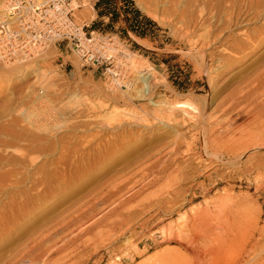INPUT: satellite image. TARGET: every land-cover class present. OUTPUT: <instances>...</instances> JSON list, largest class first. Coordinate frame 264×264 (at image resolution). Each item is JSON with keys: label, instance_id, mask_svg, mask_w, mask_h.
Here are the masks:
<instances>
[{"label": "rangeland", "instance_id": "rangeland-1", "mask_svg": "<svg viewBox=\"0 0 264 264\" xmlns=\"http://www.w3.org/2000/svg\"><path fill=\"white\" fill-rule=\"evenodd\" d=\"M93 2L78 19L92 20L90 30L110 33L128 53L120 83L60 45L31 61L0 63L1 215L14 206L0 216L12 224L0 223V264H191V246L213 250V236L232 237L227 226L264 246V0H132L139 23L120 1L109 8L113 23L100 19ZM129 26L141 33L129 35ZM130 57L153 68L150 99L133 98L147 71L137 73ZM40 65L60 76L54 89L36 84ZM24 69L34 72L21 77ZM127 84L131 99L122 95ZM98 99L107 106L91 107ZM164 99L200 109L170 107V125L138 120ZM36 238L46 242L33 251Z\"/></svg>", "mask_w": 264, "mask_h": 264}, {"label": "built area", "instance_id": "built-area-1", "mask_svg": "<svg viewBox=\"0 0 264 264\" xmlns=\"http://www.w3.org/2000/svg\"><path fill=\"white\" fill-rule=\"evenodd\" d=\"M94 5L93 0H7V16L0 19V59L9 61L22 52L33 59L60 45L67 56L78 57L82 67L99 69L108 79L119 69L127 73L111 51L119 49L113 36L90 30L92 20L77 18L79 10ZM64 63L72 65L70 60Z\"/></svg>", "mask_w": 264, "mask_h": 264}, {"label": "bare ground", "instance_id": "bare-ground-1", "mask_svg": "<svg viewBox=\"0 0 264 264\" xmlns=\"http://www.w3.org/2000/svg\"><path fill=\"white\" fill-rule=\"evenodd\" d=\"M33 1H35V2H43V0H33ZM90 7V6H89ZM92 8V7H91ZM84 9V8H83ZM83 9H81V10H83ZM94 9V8H93ZM6 11H8V7H7V0H0V19L1 18H4L5 16H7V13H6ZM79 12H80V10L77 12V18H78V16H80V14H79ZM154 15V14H153ZM156 17H158L157 15H155ZM155 18V17H154ZM156 19V18H155ZM79 20V19H78ZM159 20V19H158ZM108 42V41H107ZM57 48V47H56ZM118 48H119V46H118ZM239 49H240V47H239ZM113 50H115V53H116V58H117V63H122L123 65V67L122 68H126V70H127V67H126V65H127V63H130V62H127L126 63V61H125V59H126V56L128 55V53H126V50L125 49H121V48H119V49H112L111 51H113ZM251 50V49H250ZM121 52H124L123 53V55H122V57H121ZM219 54V53H218ZM42 56H44V55H42ZM42 56H39V57H36V58H41ZM63 56H65V55H63ZM204 56V58H202V69H204L205 70V68H206V64H207V55L205 54V55H203ZM29 56L28 55H24V53L22 52V54H19L18 56H17V54H16V58H14V59H12V60H9V61H6V60H1L0 59V63H2V64H16V63H21V62H27V61H31V60H33V59H35V58H28ZM213 57H214V55H213ZM212 57V58H213ZM75 58V57H74ZM78 60H80L78 57H76ZM223 59V58H222ZM222 59H220V60H222ZM130 60H131V68L132 67H134L135 68V71H137V73H141V72H143V71H147V72H143L142 74H140V76L139 77H141L142 78V82L144 83L143 84V88H141V90H140V93H138L139 91H138V89H137V93L139 94V95H137V93L135 94V97H133L134 95H133V93H131V91H132V89H134V87H132L131 88V85H126L127 86V90H123L124 91V93L122 94V95H125L128 99H131L132 97L133 98H136V97H140L141 99H150V95L152 94V87H151V82H152V77H153V75H154V71H153V68L152 67H150V65H146V66H144L143 64H140L134 57H130ZM81 61V60H80ZM127 61H129V60H127ZM215 61V60H214ZM229 64V63H228ZM227 64V65H228ZM82 65V64H81ZM226 65V66H227ZM231 65V63L228 65V66H230ZM217 66V65H216ZM39 67V66H38ZM37 68V67H36ZM215 68V67H214ZM38 69V68H37ZM46 69V68H45ZM43 69V67L41 68V65H40V69H38V70H36V76L38 77L37 79H36V84H38V86H40V87H42L43 89H54L55 88V86H56V82H55V80L56 79H58L60 76L58 75V73L56 72V71H49L48 69ZM211 69V68H210ZM48 70V71H47ZM217 70V69H216ZM34 71H33V69H24L23 70V72H22V74H19L21 77H23L24 75H28V74H31V73H33ZM136 73V74H137ZM126 72L125 71H121V73H120V69L118 70V71H116V73L114 74V77L112 78V80H114V81H116V82H118V83H120V81L126 76ZM120 75V76H119ZM20 77V78H21ZM25 77V76H24ZM154 78V77H153ZM213 78V77H212ZM212 78H210V81H212ZM153 83V82H152ZM125 84V83H124ZM154 84H155V82H154ZM113 85V84H112ZM121 85V84H120ZM119 86V85H118ZM211 87V86H210ZM156 88V87H155ZM43 89H41V90H39V93H43V92H41V91H43ZM116 90V89H115ZM118 90V89H117ZM153 92H154V90H153ZM113 95V94H112ZM120 95V94H119ZM246 95V94H245ZM147 96H150V97H147ZM115 98H116V96H115ZM114 98V99H115ZM89 99V98H88ZM87 99V100H88ZM97 99V98H96ZM92 102H91V107H93L94 109H101V108H104V107H106L107 106V102H105V100H102V99H98L97 100V102L96 101H94L93 102V100H91ZM162 101V100H161ZM209 102H210V100H209V98H204V106L205 107H208V105H209ZM88 103H90V102H88ZM107 103V104H106ZM109 103H111V102H109ZM195 103H196V101H195ZM193 101H191V100H189V99H176V100H169V99H164L162 102H161V104H159L158 103V105H160V107H162V108H158V106L156 105L157 104V102H153L152 104L153 105H156V107H155V109H154V111L153 112H151V114H148V113H146L145 112V114L144 115H140L138 118V120H140V122H142V123H144L145 125H151L153 122H160V123H167L168 124V122L170 123V121L172 122V120H174L175 118H173V115L175 114V110L173 111V110H169V108L170 107H172V108H183V110H184V112L185 113H191L190 111L191 110H197V109H200L196 104H195ZM165 106V107H164ZM86 107V106H85ZM110 107H113V111L114 110H116V108H117V106L114 104V105H109V108ZM167 109V110H166ZM171 109V108H170ZM190 110V111H189ZM23 112V111H22ZM52 112V111H51ZM195 113V112H194ZM111 114V113H110ZM184 114V113H183ZM193 114V113H192ZM148 115H150L149 117H144V116H148ZM26 117L28 116L29 117V119L32 117H30V113L28 112L27 113V115H25ZM36 116V115H35ZM135 116V115H134ZM179 116V115H178ZM184 116V115H183ZM188 117V116H187ZM193 117V116H192ZM192 117H190L189 119H191ZM33 118V117H32ZM118 118V117H117ZM177 118V117H176ZM193 119V118H192ZM201 119V118H200ZM176 120V119H175ZM183 120H184V118H183ZM207 120V119H206ZM35 121V120H34ZM112 121V120H111ZM117 121V120H116ZM33 122V121H32ZM185 122V121H184ZM35 123H37L36 121H35ZM60 123H62V122H60ZM60 123H58V125H55L54 126V128H61V127H59V124ZM64 123V122H63ZM179 123V122H178ZM217 123V122H216ZM55 124H56V122H55ZM113 124V123H112ZM155 124V123H154ZM159 124V123H158ZM187 124V123H186ZM189 124V123H188ZM168 125H170V124H168ZM174 125V124H173ZM45 126V125H44ZM63 126V125H62ZM204 126V127H203ZM202 127L204 128V132H205V134L208 132V126H207V124H206V122L204 123V120L202 121ZM182 128V127H181ZM44 129H45V127H44ZM59 130V129H58ZM176 130V129H175ZM186 133V132H185ZM196 133V132H195ZM209 133V132H208ZM207 133V134H208ZM259 133V132H258ZM172 134H175V133H172ZM192 134H194V133H192ZM261 134V133H260ZM6 135V134H5ZM178 135V134H177ZM247 135V134H246ZM129 136V135H128ZM252 136V135H251ZM254 136V135H253ZM264 136V135H263ZM124 137V136H123ZM191 137V136H190ZM208 137V136H207ZM260 137V136H259ZM261 137H262V135H261ZM17 138V137H16ZM196 138V137H195ZM238 138V137H237ZM245 138V137H244ZM248 138V137H247ZM255 138V137H254ZM257 138V137H256ZM14 139V138H13ZM110 139V138H109ZM184 139V138H183ZM210 139V138H209ZM257 139H259V138H257ZM254 139L253 138H250V139H247L245 142H252ZM210 141V140H209ZM217 141H219V140H217ZM232 141V140H231ZM256 141H258V140H256ZM262 141V140H261ZM7 142H9V141H7ZM133 142V141H132ZM220 142V141H219ZM221 142H223V140L221 141ZM229 142V141H228ZM233 142V141H232ZM238 142V145H240L241 144V141L239 142V141H237ZM243 142V141H242ZM255 142V141H254ZM113 143V142H112ZM111 143V144H112ZM211 144V143H210ZM230 144V143H229ZM117 145V144H116ZM189 145H191V144H189ZM188 145V146H189ZM225 145H227V144H225ZM234 145H236V144H234ZM237 145V146H238ZM110 146V145H109ZM232 145H230L229 147H231ZM190 147V146H189ZM240 147V146H239ZM98 148H99V146H98ZM237 148V147H236ZM105 149V148H104ZM107 149V148H106ZM109 149V148H108ZM111 149V148H110ZM113 149H114V147H113ZM230 150V149H229ZM236 150V149H235ZM99 151V150H98ZM103 151V150H102ZM97 153V152H96ZM100 153V152H99ZM108 155H109V153H107ZM111 155V154H110ZM3 156V155H2ZM13 156V155H12ZM15 156V155H14ZM76 156V155H75ZM99 156V155H98ZM66 157V156H65ZM101 158V157H100ZM4 159V158H3ZM26 159V158H25ZM15 159H13V161H14ZM17 160V159H16ZM22 160V159H21ZM25 161V160H24ZM23 161V162H24ZM80 161V160H79ZM95 161V160H94ZM17 162H20L21 164H23L21 161H17ZM91 162V161H90ZM11 163V162H10ZM15 163V162H14ZM19 163V164H20ZM18 164V163H17ZM20 164V165H21ZM77 164V163H76ZM89 164V163H88ZM95 164V163H94ZM16 165V164H15ZM7 166V165H6ZM18 167H20V166H18ZM24 167V166H23ZM27 167V166H26ZM17 168V167H16ZM157 168V167H156ZM20 169V168H19ZM153 169V168H152ZM154 170V169H153ZM54 173V172H53ZM23 174V173H22ZM83 174V173H82ZM13 176V175H12ZM34 177V176H33ZM41 177V176H40ZM178 177V176H177ZM177 177H175V178H177ZM67 179V178H66ZM38 180V182L41 180V181H43V178L42 179H37ZM36 180V181H37ZM63 180V179H62ZM178 180V179H177ZM35 181V182H36ZM40 181V182H41ZM14 182V181H13ZM34 182V181H33ZM39 182V183H40ZM46 182H47V180H46ZM126 182V181H125ZM16 183V182H15ZM39 183H36V185H35V187L37 186V187H39ZM43 183V182H42ZM43 184H46V183H43ZM58 184V183H57ZM42 185V184H41ZM48 185V184H47ZM52 185V184H51ZM12 186V185H11ZM45 186V185H44ZM33 187H34V185H33ZM25 188V187H24ZM29 188V187H28ZM30 188H32V187H30ZM33 189V188H32ZM38 189V188H37ZM119 189V188H118ZM23 190V189H22ZM23 191H26V193H27V189H25V190H23ZM121 191V190H120ZM227 191V190H226ZM226 191H224V192H226ZM18 192V191H17ZM21 192V191H20ZM20 192H18V193H20ZM29 192V191H28ZM228 192V191H227ZM14 193V192H13ZM28 194V193H27ZM27 196L28 197V195H26L25 193L23 194V192H21V194L20 195H17L18 197H20V196ZM32 195V194H31ZM39 195V194H38ZM37 195V196H38ZM44 195V194H43ZM226 195H228V194H226ZM15 196V195H14ZM23 196V199H25V197ZM34 196V195H33ZM42 196V195H41ZM40 196V197H41ZM223 196V195H222ZM229 196V195H228ZM11 197V196H10ZM18 197L17 198H15L16 200L15 201H17L18 202ZM26 197V198H27ZM30 197L31 196H29V199L27 200L26 199V201H29L30 200ZM227 197V196H226ZM22 198V197H21ZM32 198V197H31ZM119 198H121V197H119ZM38 199H39V197H38ZM122 199V198H121ZM120 199V200H121ZM14 200V199H13ZM13 200H11V202L10 203H12L13 204ZM14 201V202H15ZM25 201V200H24ZM24 201H23V204H21L22 203V201L20 200L19 202H21V203H18V204H21L20 206H23V208L25 207L24 206V204L26 203V204H28L27 202H25L24 203ZM17 202H16V204H17ZM35 202H37V201H35ZM149 202V201H148ZM120 203H121V201H120ZM129 203V202H128ZM17 204V205H18ZM33 204V203H32ZM107 204V203H106ZM11 205V204H10ZM15 205V204H14ZM30 205V204H29ZM123 206H124V202H123V204H122ZM19 205H18V207H20ZM27 206V205H26ZM120 206V205H119ZM126 206V205H125ZM12 207V209H9V211H8V209H7V211L6 212H11V210H13V205L11 206ZM17 207V206H16ZM17 207V208H18ZM28 207H30V206H28ZM27 207V208H28ZM17 208H16V210H17ZM23 208H22V210H23ZM21 210V209H20ZM19 210V211H20ZM22 210H21V213L20 214H23L22 213ZM25 210V209H24ZM27 210H29V208L27 209ZM27 210H25V212L27 211ZM6 212H4V214L6 213ZM16 212V211H15ZM24 212V211H23ZM3 213V212H2ZM19 213V212H18ZM4 214H2L1 215V213H0V216L2 217ZM7 214V213H6ZM5 214V215H6ZM8 214H11V213H8ZM13 214H14V212H13ZM12 214V216H14ZM24 215V214H23ZM22 215V216H23ZM7 216V215H6ZM11 216V217H12ZM0 217V218H1ZM10 217V218H11ZM18 217H19V215H18ZM21 217V216H20ZM24 217V216H23ZM4 218V217H3ZM2 218V219H3ZM7 218H8V216H7ZM7 218H5V219H7ZM9 218V219H10ZM16 218H17V216H16ZM16 218L14 219V218H11V221L12 220H15V221H17L16 220ZM180 218V217H179ZM198 220V219H197ZM0 221H1V219H0ZM7 221V220H6ZM6 221H4V222H6ZM15 221H14V223H15ZM3 221H1L0 223H2ZM3 222V223H4ZM10 221L8 220L6 223L8 224ZM6 223H4L5 225H7ZM18 223V222H17ZM16 223V224H17ZM20 223V222H19ZM32 223V222H31ZM227 224V223H226ZM4 225V226H5ZM9 225H11L12 226V224L11 223H9ZM15 225V224H14ZM3 226V227H4ZM200 226V225H199ZM209 225H207V227H208ZM213 226V225H212ZM219 226H221V225H219ZM236 226V225H235ZM210 227V226H209ZM208 227V228H209ZM237 227V226H236ZM236 227H230V226H227V228H226V231H224V232H229V233H231L232 235H230V236H232V237H226L225 239L224 238H219V239H213L214 238V236L213 235H215V234H213V235H211V236H213V238H211V240L212 241H214V244H215V248L213 249V250H208L205 254H203V250L202 251H200L199 250V244H198V242H197V244H198V248L197 247H192L191 246V248H190V254H191V256H193V258H194V261L191 263V264H252L253 262H257V260L258 259H262V261L264 260V257H263V253H264V246H259V245H257L256 244V242H258V240H254V239H251V238H249V237H246V236H243L242 238H241V236H240V234L238 233L239 231L237 230V228ZM81 228V227H80ZM197 228V227H196ZM205 228V227H204ZM202 229V230H205V229ZM208 228H207V230H208ZM213 228H214V226H213ZM216 228H218V227H216ZM252 228V227H251ZM186 229V228H185ZM222 230H224V228L222 227L221 228ZM239 229V228H238ZM255 229H257V228H255ZM80 230H82V229H80ZM104 230V229H103ZM113 230V229H112ZM191 230V229H190ZM210 230H212V228L210 229ZM214 231H217V229H213ZM219 231H220V228L218 229ZM222 230H221V232H222ZM181 231V230H180ZM260 231V230H259ZM199 232H201V231H199ZM205 232H206V230H205ZM254 232V231H253ZM191 233V232H190ZM211 233V232H210ZM209 233V234H210ZM217 233H220V232H217ZM185 234V233H184ZM206 234V233H205ZM225 234V233H224ZM194 235V234H193ZM222 235H223V233H222ZM247 235H249V233L247 234ZM221 236V235H220ZM224 236V235H223ZM252 236V235H251ZM189 237H191V236H189ZM246 237V238H245ZM256 237V236H255ZM12 238V237H11ZM39 238V237H38ZM43 238V237H42ZM192 238V237H191ZM253 238V237H252ZM185 239V238H184ZM197 239V238H196ZM195 239V240H196ZM261 239V238H260ZM259 239V240H260ZM72 240V239H71ZM186 240V239H185ZM188 240V239H187ZM186 240V241H187ZM262 240V239H261ZM37 241H39V240H37V238L35 239V242L37 243ZM44 241V240H43ZM42 240L40 241V242H38L37 244H35L36 246H34V247H36V248H31V249H33V251H34V249H37V247L39 248V246H41V245H44L43 243H45L46 241H44L43 242ZM197 241V240H196ZM52 242V241H51ZM71 242H75V240H72ZM34 243V242H33ZM104 243V242H103ZM195 243V241L194 242H192V243H189V245H193V246H195L196 244H194ZM260 243V242H259ZM32 244V243H31ZM108 244V243H107ZM181 244V243H180ZM188 244V243H187ZM183 245V244H182ZM261 245V244H260ZM42 247V246H41ZM202 247V246H201ZM200 247V248H201ZM51 248V247H50ZM185 248H186V246H185ZM188 248V247H187ZM204 248V247H203ZM202 248V249H203ZM30 249V248H29ZM24 251V250H23ZM31 251L32 250H28L27 251V253H23L24 255L22 256V258L21 259H23V260H27V256H25L26 254L28 255V254H31L32 255V253H31ZM26 252V251H25ZM34 253V252H33ZM30 255V256H31ZM40 255V257H41V255L42 254H39ZM207 255H209V257L210 258H212L211 260H207V259H205V256L207 257ZM29 256V257H30ZM36 256V255H35ZM38 256V255H37ZM172 256V255H171ZM189 256V255H188ZM20 257V256H19ZM65 257V256H64ZM169 257V256H168ZM209 257H207L208 259H209ZM26 258V259H25ZM36 258V257H35ZM159 258V257H158ZM171 258H173V260H174V257H171ZM188 258V257H187ZM36 259H38V261H41L40 259H39V257L38 258H36ZM35 259V260H36ZM41 259H42V257H41ZM116 259H120V256H116ZM165 259H166V257H165ZM164 259V261H166ZM176 259V258H175ZM191 259V258H190ZM157 260V259H156ZM163 260V258L161 259V261ZM179 260H180V258H179ZM37 261V260H36ZM36 261H34V259H33V263H37ZM159 261V260H158ZM168 261V264H169V260H167ZM170 261H172V260H170ZM176 261V260H175ZM191 261V260H190ZM181 262V261H180ZM187 262V259H185V262L183 261V264L184 263H186ZM189 262V261H188ZM259 262H261V260H259ZM62 263V262H61ZM61 263H54V264H61ZM163 263V262H162ZM172 263H173V261H172ZM171 263V264H172ZM32 264V263H31ZM38 264V263H37ZM119 264V263H118ZM173 264H176L175 262L173 263ZM180 264V263H179ZM253 264H255V263H253Z\"/></svg>", "mask_w": 264, "mask_h": 264}, {"label": "crops", "instance_id": "crops-1", "mask_svg": "<svg viewBox=\"0 0 264 264\" xmlns=\"http://www.w3.org/2000/svg\"><path fill=\"white\" fill-rule=\"evenodd\" d=\"M99 1V0H98ZM118 1H120L124 6H123V8L126 10L127 9V15H130V16H132V19H131V21L130 22H132V21H134V22H138L139 23V20H138V18L139 17H141L140 15H139V12L137 13V11H133L132 10V6H131V4L130 3H127V2H124V1H122V0H116V3L118 2ZM96 9V8H95ZM96 11H97V15H98V17L100 18V19H105V20H109L110 19V21H111V23H113L114 21V19H113V17H112V15H113V13L112 12H108V14H104V15H100V13H99V11L96 9ZM122 16H123V14H122ZM129 28H130V30L128 29L127 30V32H128V34L129 35H137L136 33H137V31L136 30H134L133 28H132V26H129ZM138 36V35H137Z\"/></svg>", "mask_w": 264, "mask_h": 264}, {"label": "trees", "instance_id": "trees-1", "mask_svg": "<svg viewBox=\"0 0 264 264\" xmlns=\"http://www.w3.org/2000/svg\"><path fill=\"white\" fill-rule=\"evenodd\" d=\"M122 1L130 3L132 5V0H122ZM98 2L99 3H96V9L99 11L100 15H104V14H108V12H111L109 8H111V6L116 3V0H99ZM113 16L114 14L112 15V17ZM136 31L137 33H141L139 30Z\"/></svg>", "mask_w": 264, "mask_h": 264}]
</instances>
